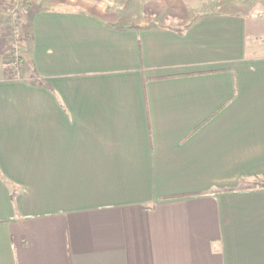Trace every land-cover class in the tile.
<instances>
[{
	"label": "crops",
	"instance_id": "1",
	"mask_svg": "<svg viewBox=\"0 0 264 264\" xmlns=\"http://www.w3.org/2000/svg\"><path fill=\"white\" fill-rule=\"evenodd\" d=\"M87 1L0 50V264H264V0Z\"/></svg>",
	"mask_w": 264,
	"mask_h": 264
},
{
	"label": "rangeland",
	"instance_id": "2",
	"mask_svg": "<svg viewBox=\"0 0 264 264\" xmlns=\"http://www.w3.org/2000/svg\"><path fill=\"white\" fill-rule=\"evenodd\" d=\"M90 1V2H89ZM87 1L88 5H103L108 9H114L116 4H99L95 0ZM84 2V4H87ZM251 5L253 3H246ZM119 6L123 5L122 3L117 4ZM131 5V4H126ZM192 15H195L194 12L199 13L200 11H219L223 9V3H188ZM238 5V4H237ZM257 8H260L259 3L255 4ZM50 6L49 0H0V46L1 52L6 53V65L14 73V56H22L26 50L24 45L19 43L14 44L12 41L13 37H20L22 32L26 29L28 23V16L31 12L38 7H48ZM102 6V7H103ZM113 6V7H112ZM226 7V6H225ZM252 11V9L250 8ZM176 22V21H175ZM14 51V52H13ZM244 187V184L238 183V188Z\"/></svg>",
	"mask_w": 264,
	"mask_h": 264
},
{
	"label": "trees",
	"instance_id": "3",
	"mask_svg": "<svg viewBox=\"0 0 264 264\" xmlns=\"http://www.w3.org/2000/svg\"><path fill=\"white\" fill-rule=\"evenodd\" d=\"M31 39H32V32L27 25L26 29L22 32L20 37H17L16 35V37L12 38V41L14 44L19 43L27 47V44L31 41ZM13 56H14V74H15L23 65L24 57L18 56L16 54ZM241 183L244 184V187H241L242 190H248L253 188H264V174L260 176H256L252 179H242L240 180V184Z\"/></svg>",
	"mask_w": 264,
	"mask_h": 264
}]
</instances>
